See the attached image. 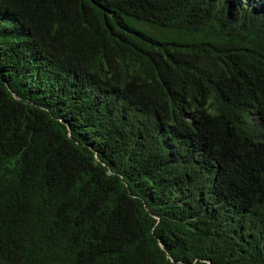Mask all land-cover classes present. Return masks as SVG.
Returning a JSON list of instances; mask_svg holds the SVG:
<instances>
[{"label": "trees", "instance_id": "1", "mask_svg": "<svg viewBox=\"0 0 264 264\" xmlns=\"http://www.w3.org/2000/svg\"><path fill=\"white\" fill-rule=\"evenodd\" d=\"M0 264H264V0H0Z\"/></svg>", "mask_w": 264, "mask_h": 264}]
</instances>
